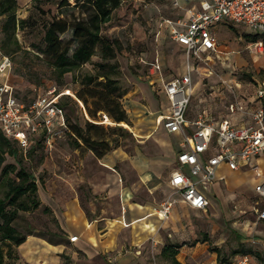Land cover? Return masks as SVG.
<instances>
[{"label": "rangeland", "instance_id": "1", "mask_svg": "<svg viewBox=\"0 0 264 264\" xmlns=\"http://www.w3.org/2000/svg\"><path fill=\"white\" fill-rule=\"evenodd\" d=\"M175 1H125L101 30L102 43L111 44L115 57H106L107 53L99 44L88 63L60 78L52 59L43 51L45 32L54 20L63 19L73 25L87 18V7L82 5L85 0H17L16 16L24 23L16 30L19 48L8 54L13 62L9 81L17 96L29 101L53 86L70 90L75 98L70 97L65 103L69 123L82 128H86L87 122L100 126L101 129L91 132V137L109 141L113 150L105 152L101 148V157L83 143L76 147L71 127L56 138L51 147L37 143L28 152L15 147L18 156H7L6 163L19 169L17 161L20 160L32 173L41 202L38 209L20 213L16 228L23 234L64 236L67 233L62 226L70 218L67 206L71 203L89 220H103L119 234H128L130 227L127 226L141 232L138 225L141 226L142 221L157 227L138 255L127 246L123 252L99 253L88 261L69 239L59 264H175L174 260L181 264H207L215 258L233 262L246 251L256 264H264V222L258 220L254 209L252 172L231 171L223 166L219 170V177L223 178L219 186L205 191L211 200L206 210L187 208L169 186L174 165L155 139L159 130L153 122L154 115L163 108L156 93L157 84L152 85V81L155 78L160 84L171 80L183 74L187 67L183 52L164 25L165 19H176L184 14L182 8H175ZM5 21V17L0 18V43L4 38ZM233 26L235 28L230 30L219 28L222 44L219 55L213 54L207 64L191 65L194 94L188 108L190 119L205 114L218 122L227 116L230 104L246 106L254 99L257 85L264 77V45L261 48L247 39L249 34H257L256 31ZM60 39L65 44L71 43V55L79 43L74 38V30L69 29ZM101 63L117 67L112 78L117 80L123 94L121 104L128 123L113 122L105 112L106 100L96 91H90L92 86L88 90L83 86L85 77L94 75ZM152 70L157 74L153 76ZM98 81L104 82V78ZM77 94L87 100L86 106L78 100ZM89 112L96 117L91 118ZM242 117L243 114L237 112L229 119L237 122ZM169 139L173 150L174 138ZM258 163L264 172V158ZM109 173L118 174L120 189L108 180ZM1 182L0 198L5 190ZM128 194L133 197L130 202L126 201ZM169 199L175 203L174 215L164 222H158L150 208L142 210L135 205L157 208ZM141 218L143 220L139 221ZM120 221H123L122 227H118ZM154 225L148 224L145 228L153 231ZM174 246L180 247L175 255ZM165 247L170 249L163 255ZM17 254V260H7L5 264H29L18 251Z\"/></svg>", "mask_w": 264, "mask_h": 264}, {"label": "built area", "instance_id": "2", "mask_svg": "<svg viewBox=\"0 0 264 264\" xmlns=\"http://www.w3.org/2000/svg\"><path fill=\"white\" fill-rule=\"evenodd\" d=\"M174 6L184 10L183 16L165 19L164 25L174 43L182 46L187 67L184 74L164 85L171 103L164 126L171 134H183L176 170L169 185L184 205L194 210H206L209 201L198 189V184L206 187L214 183L222 166L231 171L248 166L256 179L254 209L258 220L264 221V174L258 164V160L264 158V77L257 85L254 99L246 106L233 103L228 106L231 115L243 114L241 120L233 122L224 118L215 122L205 114L192 122L188 120V108L194 94L191 65L207 64L217 52L218 38L214 27L227 21L256 31L263 38L255 44L262 48L264 0H176ZM12 69L11 58L0 52V130L6 138L17 140L24 152L37 141L51 147L56 138L68 131L66 111L59 103L65 96L74 95L70 90L53 86L34 103L26 105L16 97L9 81ZM155 72L152 70L151 73ZM189 123L191 130L187 132ZM174 204L169 199L154 209L160 221L169 219ZM231 264L256 262L248 255H241Z\"/></svg>", "mask_w": 264, "mask_h": 264}, {"label": "trees", "instance_id": "3", "mask_svg": "<svg viewBox=\"0 0 264 264\" xmlns=\"http://www.w3.org/2000/svg\"><path fill=\"white\" fill-rule=\"evenodd\" d=\"M125 1L127 0H85L82 5L87 7V18L79 20L73 25L63 19L51 22L45 32V49L43 51L52 59L58 77L62 78L64 75L72 73L82 65L88 63L95 55L96 47L99 44H101L103 51L107 53L106 57H115V51L112 49L111 44L105 45L102 43L101 30L104 25L111 21L114 11ZM17 7V0H0V18H6L2 27L4 38L0 43V52L8 57L10 52L16 51L19 48L16 30L20 23H24L22 20L17 19ZM69 29L74 30V38L79 42L71 55L69 54L71 43L65 44L60 39V35L65 34ZM246 37L252 43H256L259 39L263 38L260 34H250ZM98 67L94 75L85 77L86 80H84L83 86L87 90L89 89L88 87L92 86L93 88L90 91H96V94H99L101 98L106 100L108 106L105 112L113 122L128 123L126 112L121 104L123 94L119 91L117 80L112 78V74H116L118 71L116 65L101 63L98 64ZM100 78H104V82H99ZM96 87L100 89L99 92L95 90L97 89ZM15 95L26 105L34 103L40 96L38 95L36 98L25 101L19 98L16 92ZM70 97L72 99L75 98V96H65L59 105L66 109L65 103ZM77 98L85 106L87 105V100L80 98L79 94H77ZM94 105L97 104L94 103ZM89 113L91 118L96 117L91 112ZM67 124L69 129L70 127L73 129L76 147H80V143H83L95 150L101 157V148L105 152L113 150L109 141L91 137V132L95 129H101L100 126L87 122L86 128H82L78 124L71 125L68 119ZM37 143V145L40 144L39 141ZM15 147L23 151L17 140L6 138L0 130V180L2 181L1 186L5 187L4 195L0 198V264H5L7 260H17V248L26 242L28 236L33 235L23 234L16 228L15 222L20 213L36 210L41 204L38 197V185L32 173L22 166L20 160L17 161L19 169L14 164L6 163L7 156H18V151ZM11 175H14V177H11ZM52 235H54L55 239L56 237L58 238L56 239L58 243H65L62 235ZM38 236L44 237L43 234H39ZM54 238L53 241L55 240ZM66 242L68 244L69 240ZM179 248V246H174V255L177 254ZM169 249V247H165L162 254L166 255ZM249 253L246 251L243 252V255H248ZM253 261L256 262L255 259ZM221 262H227V260L222 259ZM174 263L180 264L177 260H174Z\"/></svg>", "mask_w": 264, "mask_h": 264}, {"label": "crops", "instance_id": "4", "mask_svg": "<svg viewBox=\"0 0 264 264\" xmlns=\"http://www.w3.org/2000/svg\"><path fill=\"white\" fill-rule=\"evenodd\" d=\"M221 27H227V28H229V30L235 28L233 26V24H231L227 21H223L214 27L213 31L218 38L217 52L215 53L216 55L220 54L221 50H219V49H220V47H222V44L219 41V37H218V31H219V28H221ZM167 31H168V29H167ZM177 46L181 49V51L184 54V50H183L182 46H180L178 44H177ZM184 56H185V54H184ZM155 73L154 74L151 73V74L154 76L157 74V73L156 74ZM181 75L182 74H180L178 76H181ZM154 80L155 81H152V85L157 84L156 93L158 95V98L161 100L162 108H163L158 113V115H156V114L154 115L155 119L153 120V122L156 125V128H158V130H159V134H157L155 136V139L160 142L161 148L165 152L168 153L170 158H172L174 168H173L172 172L170 173V179H171L172 174L176 170V162H177V154L179 151V143L183 138V134L182 133L171 134L166 130V128L164 126L165 122H166V118L170 115V112H171V103H170V100H169L165 90H164V85L170 80L163 81L160 84L156 81L155 78H154ZM65 111H66V117H67V110L65 109ZM230 115L231 114L228 111L227 116L223 117L222 119H224V118L229 119ZM195 118L196 117H194L193 119H190L188 116L189 122H192L193 120H195ZM242 118H240L239 120H241ZM67 119H68V117H67ZM190 130H191V124L189 123L186 127V131L188 132ZM169 137L174 138V141H172V142H174V145H175L173 150L170 147L171 141H170ZM110 159L113 160V157L111 156ZM161 164H164L163 158H161ZM221 168H223V166ZM221 168H220V170H221ZM187 169H189V168L187 167ZM260 170H261V168H260ZM239 171L252 172L254 174V178H255V173L251 169H249L248 166L243 165L241 170H239ZM261 172L264 174V172L262 170H261ZM119 179H120V177L118 176L117 173H109L108 180L112 184L116 185L115 188L117 190L120 189L119 184L117 183V181H119ZM170 179H169V181H170ZM221 179H223V178L219 177L218 180H216L214 183L207 185L206 187L203 186L202 184H198V189L208 199L209 206L211 204V200L207 196L205 191L206 190L211 191L214 189V187L219 186ZM255 183H256V179H254L253 187H254ZM170 188H171V186H170ZM253 191H254V189H253ZM253 196H254V192H253ZM132 199H133L132 195L128 194L126 197V201L130 202ZM135 205L139 209H142V210L146 209V208L147 209L150 208L151 213H152L151 215L156 216L154 213L155 207H153V206L147 207V206H142L140 204H135ZM184 206H186V205H184ZM209 206H208V208H209ZM67 207H68V213L70 214L69 215L70 218L68 219V221L65 224L63 223V226H62V228L67 233V234H64L65 237L63 236L65 243H62V244L58 243L56 240L58 238L56 237V239H55L53 237L54 235H52V234H45L44 237L38 236L36 234L28 236L26 242L17 248V251L19 252L20 255L23 256L24 261L26 263L31 264L33 262H37L38 264H42V263L59 264L60 256L66 250V245L68 246V244L66 242L67 239L68 240L71 239V242L76 245L77 250L82 252L86 256L88 261H90L91 258H94L99 253L105 255V254H115L117 252H123V250H127V246H129L128 250H135V252L138 255V253H141L140 251H141L142 247L150 239V237H151L150 233L155 234L157 231V227L153 223L143 222L142 221L143 219L141 218L139 221H142L143 224L141 226L140 225H138V226L142 228L143 232L142 231L140 232L139 229H137V228H134V227L131 228V226H127V227H130L128 234H119L118 232H116L115 229H113V228L110 229L108 223L103 221V220H99V221L89 220L86 217V215L77 207V205L75 203H71ZM174 207H173V209H174ZM186 207L189 208L188 206H186ZM124 212H125V210H124ZM172 215H174L173 210H172L171 217H172ZM157 221L159 222L160 220L157 219ZM99 223H101V224L98 225ZM118 223L120 224L118 227H122L123 221H120ZM148 224L154 225L155 230L151 231V229H146L145 225H148ZM132 226H134V224H132ZM145 232H148L149 234H145ZM139 233H142V234H139ZM74 237L76 238V240L72 241V238H74ZM53 238L55 239L54 241H53ZM56 243H58V244H56ZM126 252L128 255H134L133 252H131V253L129 251H126ZM122 258H119V260H121ZM128 261H129V263H131L132 259L128 260ZM231 263L232 262H229V261L221 262V261H218L217 258H215L214 260H212L211 262H209L207 264H231Z\"/></svg>", "mask_w": 264, "mask_h": 264}]
</instances>
